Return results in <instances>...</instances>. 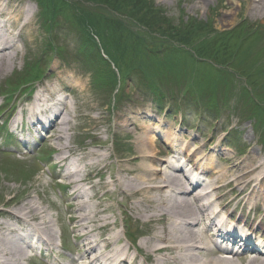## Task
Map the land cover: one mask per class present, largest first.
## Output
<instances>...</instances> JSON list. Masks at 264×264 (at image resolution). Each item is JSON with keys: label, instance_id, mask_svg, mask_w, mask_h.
<instances>
[{"label": "rangeland", "instance_id": "rangeland-1", "mask_svg": "<svg viewBox=\"0 0 264 264\" xmlns=\"http://www.w3.org/2000/svg\"><path fill=\"white\" fill-rule=\"evenodd\" d=\"M6 1L23 13L19 25L29 16L30 28L20 37L19 26L15 31L7 30V35L11 32L9 35L15 37L18 53L0 77V215L29 198L46 210L55 243L59 228L66 234L68 247L75 249L78 244L68 231L63 189L67 168L59 169L55 163L54 143L44 141L47 131L34 134L27 126L24 130L33 133L29 139L34 146L28 145L24 156L7 154L22 151L17 142L20 129L13 130L10 123L15 106L31 100L44 86H59L60 79L70 82L62 85L60 96L73 117L66 132L68 161L84 159L85 164H93L85 159L88 151L107 156L104 162L83 169V174L99 173L96 178L100 179L92 180L94 184L109 182L124 156L138 154L135 137L139 133L119 131L117 123L123 120H135L141 132L142 128H155L156 123L172 126L179 131L178 139L189 145L186 155L198 145L204 156L213 159L216 169L226 166L223 156H227L234 163L255 161L256 177L264 174V111L249 99L254 96L264 103V91L257 88L264 85V15L249 13L251 0H150L159 19L151 30L125 10L119 11L118 4L111 6L112 0ZM160 19L163 22L159 25ZM109 20L114 25L110 29L106 24ZM195 24L202 29L196 42L186 40L184 33L179 38L168 29L182 31ZM199 42H204V48L194 52L192 45ZM106 44L116 62L106 58ZM243 87L250 91L249 96ZM120 115L124 118L119 119ZM156 146L162 154L170 147L163 138ZM162 156L161 164L172 159ZM38 161L47 167L38 166ZM257 187L264 188V181ZM243 191L247 198L257 192ZM105 192L99 190L98 196ZM112 194L104 199V207L112 211L106 215L115 221L119 233L122 221L128 220L139 244L146 237L145 230L127 218L124 208L128 209V201ZM241 194L227 198V202L237 199L229 209H243L248 221L256 216V225L264 227V210L254 214L244 205L247 198L238 203Z\"/></svg>", "mask_w": 264, "mask_h": 264}, {"label": "bare ground", "instance_id": "bare-ground-1", "mask_svg": "<svg viewBox=\"0 0 264 264\" xmlns=\"http://www.w3.org/2000/svg\"><path fill=\"white\" fill-rule=\"evenodd\" d=\"M249 13L263 16L264 0H251ZM22 15L9 7L6 0L0 1V77L9 70L18 53L15 37L9 35L11 32L7 35L8 28L15 31L19 26L18 37L29 31V16L26 15L23 24L19 25ZM57 82L59 86L40 88L25 107V116L21 111L22 118L13 119L11 128L17 130L25 121L34 134L47 131L45 142L54 143L55 163L59 169L67 167L63 178L66 213L70 221L68 230L78 241L76 256L69 264H136V256L129 262L126 260L132 252L143 257V262L137 264H264V252H244L248 250L245 244L239 245L243 252L238 258L235 257L237 254L225 255L220 247L218 251L223 255L214 257L212 248L213 238L231 240L232 237L225 233L226 229L229 233L232 230L229 222L232 226L251 228L243 214L234 223L233 213L227 210L233 200H226L232 195L238 196L254 182L256 178L252 175L258 170L253 165L255 161L234 163L232 158L223 156L226 166L216 169L213 159L204 156L200 146L196 145L187 155L188 161L195 165L201 176H207L208 182L199 181L198 177L192 183L179 161L173 160L175 166L166 162L161 165L162 155L172 154L171 147L173 153H182L187 148L188 145L182 144L177 137L179 131L172 126L163 129L162 123H156L155 128H142L141 132L135 120H123L117 123L119 131L139 133L135 137L138 154L124 156L118 163L116 175L109 176V182L94 184V175L83 174V169L104 162L107 156L88 151L85 159L93 160V164H85L84 159L68 161L66 132L73 117L58 97L64 92L62 87L70 82L66 79ZM121 117L124 118L123 115L118 118ZM33 133H29V137ZM160 138L171 146L163 154L156 149ZM205 147L202 145L201 149ZM258 181L262 184L264 175ZM99 190H106L107 194L99 197ZM112 192L128 201V209L124 208L127 218H132L145 230V239L137 245L129 241L122 244L120 234L115 232V221H110L106 215L112 211L110 207H104V199L112 198ZM253 195L249 203L251 209L264 210V188ZM216 207L218 212H214ZM3 215L12 222H0V264H28L33 252L39 253L45 263L53 264L49 252L55 240L53 224L40 204L27 198L19 207ZM58 230L57 238L60 239L61 231Z\"/></svg>", "mask_w": 264, "mask_h": 264}, {"label": "trees", "instance_id": "trees-1", "mask_svg": "<svg viewBox=\"0 0 264 264\" xmlns=\"http://www.w3.org/2000/svg\"><path fill=\"white\" fill-rule=\"evenodd\" d=\"M116 4H118V8H120L119 11L125 10L127 13L130 14L129 17H132L136 22L146 26L150 30L153 28L154 25L157 24L159 20L155 14L156 12L151 7L150 0H112V2L110 3L111 6H114ZM55 9L56 7L52 8V11H54ZM162 22H163L162 19H160L159 25ZM106 24L108 28L109 26L114 27L113 22L110 20L106 22ZM195 25H187L188 27H186V29L182 31L181 29L177 30L173 27H168V29H170L169 30L170 33H175V35L179 38L181 34L184 33L186 40H191L196 42L199 35L201 36L202 29H200L198 25L196 26ZM161 28L165 29L166 26H162ZM233 47L234 44L232 45L231 48ZM192 48L194 49V52L196 51L201 52L202 49L204 48V42H199L196 45H192ZM105 50L107 53L112 52L110 48H108V45L105 46ZM200 56L203 55L200 54ZM201 58H208V57H201Z\"/></svg>", "mask_w": 264, "mask_h": 264}]
</instances>
